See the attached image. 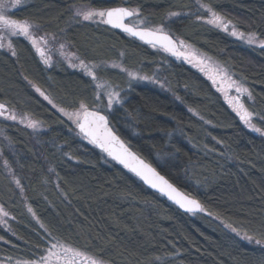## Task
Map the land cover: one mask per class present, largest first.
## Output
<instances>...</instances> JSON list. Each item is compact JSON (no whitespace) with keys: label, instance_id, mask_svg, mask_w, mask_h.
I'll list each match as a JSON object with an SVG mask.
<instances>
[{"label":"trees","instance_id":"obj_1","mask_svg":"<svg viewBox=\"0 0 264 264\" xmlns=\"http://www.w3.org/2000/svg\"><path fill=\"white\" fill-rule=\"evenodd\" d=\"M80 2L129 6L138 13L132 23L194 43L247 85L251 108L264 117V48L244 45L197 18L201 2L264 38V0L29 1L13 14L31 19L85 60L122 59L146 71L159 64L168 88L132 83L122 104L106 110L89 76L63 61L48 68L29 40L17 37L15 50L0 52V101L42 125H0V204L8 213L0 220V261L35 260L61 242L109 264H264V243L244 239L220 221L261 239L264 135L247 128L196 68L172 58L159 61L149 45L106 23L81 22L73 11ZM116 73L109 79L123 87ZM36 88L64 109L83 102L104 111L121 137L198 198L204 211H183L147 187Z\"/></svg>","mask_w":264,"mask_h":264},{"label":"rangeland","instance_id":"obj_2","mask_svg":"<svg viewBox=\"0 0 264 264\" xmlns=\"http://www.w3.org/2000/svg\"><path fill=\"white\" fill-rule=\"evenodd\" d=\"M29 1H31V0H20V3L16 4L15 0H0V2H3L7 5V7L4 9V11H5V14L8 16V18H10L12 20H16V21H21V22L27 21L29 24L32 25V28L30 29V31H32L36 37L43 36L47 39L46 44L43 43V41H41L39 44V47L43 48V50H44L43 56L37 50V47L32 45L33 51L38 53V56L44 61V63H45V60H47V63H45L47 65V67L48 68L51 67L52 64H54L57 61H63L70 69L81 71L85 75L89 76L92 79L93 83L95 84V87L97 90L96 95H97L98 99L100 101H102V103L99 102V104L104 106L106 110H112L115 107L120 106L122 104L123 100L127 96V92L130 89L132 83L152 84V85H156V86H159L161 88H164V89L168 88L166 86V84L164 83V81H162V77H161L162 76V74H161L162 73V66L159 64L157 66H152L151 71H146V70H142L138 67L135 69L134 67H131L130 65L127 66L123 63L122 59L112 60V61H104V62L88 61V60H85L83 57H81L74 49H72L65 41H62L59 37H56L55 35L43 33L41 31H39L36 23H33L32 21H29L27 19H22V18L16 17L13 14V12L18 7H22L23 5H25ZM205 5L206 4L199 2V5L197 6L198 7L197 18L209 26L223 30L222 28L217 27L214 24L208 23V20L210 19V14L208 13L207 8L204 7ZM77 10H106V9L95 7V6H92L90 4L80 2V3H76L73 6V11L75 13ZM212 10L214 12H216L219 16L223 17L225 20L231 22V24L229 25V30L228 31L223 30V31L226 32L227 34H229L230 36H232L233 38L239 40L244 45L252 46V47H260V42H264V38H261L256 32H253L251 30L242 29L238 25L237 21L234 18H231L230 16H227V15L222 14L220 12H217L214 9H212ZM77 17H78V19L81 20V22L86 21L82 18V16H77ZM87 22L93 23V24H104V22L102 21V19L100 17H94L93 20H88ZM233 25L235 26V31L237 33H243L245 37H247L249 34L254 33L256 38H257V42L249 44L247 42V39H242L239 35H236V36L232 35L231 33L233 30V28H232ZM0 36L4 37V39H3L4 47L0 48V52L1 51L12 52L13 50H15V43H14L15 38L23 37V36H9L7 31H5L3 29H0ZM9 40H11L12 48L8 47ZM177 41H178L177 51L182 53L179 56L173 55L171 52L165 51L163 47H159V46H155V45H149L150 46L149 50H151L154 54H156L159 57L158 58L159 61L161 60L162 62L165 63V60H167L168 58H172L176 61H181V62L187 63L188 65H190V66L196 68L197 70H199L200 72H202L212 82L214 87L221 93V95L223 96L226 103L230 106V108L237 114V112L233 109L232 105L228 102L229 98H233L237 95L235 87L231 86V81H235L237 84L242 85L244 88L248 89V91H249V88L247 87V85L245 83H243L239 78L235 77V75L229 70L228 67H226L225 65L220 63L214 57L207 54L204 50L200 49L194 43L186 41V40L181 39V38L177 39ZM181 41L183 42L182 45L179 43ZM81 61H83V65H81ZM113 70L117 72L114 75L115 79L124 80L126 82V84H124L123 87H120L119 84H115L111 79H109V77H110L109 75H113V74H111V71H113ZM220 70H223V71H220ZM89 73H94L96 79H93V76L90 75ZM130 74H132V75H130ZM97 85H104V87L98 88ZM37 89L38 88H36V90ZM38 92L40 95H41V92L44 94V95H41L43 98H45V96H47L48 99H46V100L51 101V104L55 108H57L59 111H60V109H64V108L58 106L56 103H54L51 100V98L45 92H43L41 89H39ZM109 92L118 93L119 94V101H120L119 103H113V105L110 108L108 107V93ZM240 99H241V102L244 104V106L248 109V111L253 113V119H252L251 123L253 125H255L256 128H259V129H261L262 132H264V120H262L261 117L258 114H256L250 106L252 96H251V98H249L247 95H243V96H241ZM64 110L69 112V113H73V112L80 111V108H77L74 110H67V109H64ZM2 111H3L4 115L0 116V125H1L2 120L15 121V122H18L24 126H28V127H30L29 126L30 122H34L35 127H30V128H32L33 130L42 129V125L38 121L33 119L29 114L21 113V112L15 110V109H12V108H9L8 111H5V110H2ZM13 114L16 116L15 120L6 118L9 115H13ZM238 117L240 118L239 115H238ZM70 121L74 125H76V123H74L73 120H70ZM242 122L244 123L243 120H242ZM245 125L247 128L254 131L247 124H245ZM254 132H256V131H254ZM257 133L261 134V132H257ZM1 137H2V130L0 127V139H1ZM1 151L2 150L0 148V155H1ZM0 209H2L3 212H6L1 204H0ZM3 212H0V220H2V221H4L8 217V215L4 216ZM220 221L228 229H230L232 231H233V229H235L230 224L226 223L225 221H222V220H220ZM234 232L237 233L242 238H244L243 234H246L245 232H243L241 230H237V229ZM248 236H250V235H248ZM254 240H256V239L253 237V241ZM53 243H57V242H53ZM53 243H51V244H53ZM59 243H61V242H59ZM50 246H49V248H50ZM67 246H69V245H67ZM70 247H72V246H70ZM72 248H74V247H72ZM46 254H47V252H45L44 255H46ZM88 256L95 258V257L90 256V255H88ZM95 259L98 261H102V264H109L106 261H103L102 259H98V258H95ZM35 260H37V259H35ZM35 260L6 259V260L0 261V264H25V262H31V261H35ZM54 264H55V262H54ZM61 264H62V262H61Z\"/></svg>","mask_w":264,"mask_h":264},{"label":"snow or ice","instance_id":"obj_3","mask_svg":"<svg viewBox=\"0 0 264 264\" xmlns=\"http://www.w3.org/2000/svg\"><path fill=\"white\" fill-rule=\"evenodd\" d=\"M16 4L20 3V0H15ZM7 5L3 2H0V29L7 31L9 36H23L25 39L29 40L33 46L37 47V50L40 54L44 55L43 48L39 47L41 41L47 43V39L43 36L36 37L30 29L32 25L27 21H16L8 18L5 14L4 9ZM208 13L210 14V19L208 23L214 24L217 27L222 28L224 31L229 30L230 21L225 20L223 17L219 16L216 12L212 10L211 7L205 5ZM77 16H82L86 21L93 20L94 17H100L102 21L106 24L112 25L116 28H122L123 31L133 35L138 36L140 39H145V37H151L148 42L154 43L158 42L164 48L165 51L171 52L173 55H181L182 53L178 52L176 49V42L168 35H163L162 30L154 32L147 29H137L131 24H126L125 20L137 15L136 10H130L128 8H111L106 10H77L75 13ZM232 35H239L242 39H247L249 44L257 42L255 34H249L247 37L243 33H237L235 31V26H232ZM3 36H0V48L4 47ZM181 45L183 42H179ZM8 47L12 48L11 40L8 42ZM260 47L264 48V42H260ZM15 54V52H13ZM47 63V60H45ZM83 65V61H81ZM223 71V70H220ZM93 76V79H96L94 73H89ZM132 75V74H130ZM211 78V77H210ZM215 82V81H214ZM231 86L235 87L237 95L233 98H229V103L232 105L233 109L240 116L241 120L244 121L250 128L256 132H261L264 135V132L261 129L256 128L255 125L251 123L253 119V113L248 111V109L241 102V96L247 95L251 98V93L248 89L244 88L242 85L237 84L235 81H231ZM98 88L104 87V85H97ZM39 91V89H37ZM41 95H44L41 92ZM45 99H48L45 96ZM98 99V97H97ZM51 103V101H49ZM119 94L115 92L108 93V107L110 108L113 103H119ZM4 105L0 104V116L4 115L2 109ZM68 117L69 120H73L76 123L77 127L80 129V132L85 135L86 138H90V142L101 148L103 151L107 152L109 156H112L113 159L117 160L119 163L123 164L125 167L129 168L137 176L141 177L144 181L151 185L153 188H157L161 193H164L177 203L182 209H185L187 212L195 214L197 212H203L204 208L195 198H190L187 194L180 192L172 184H170L163 176H160L154 168L149 164H146L143 160L139 159L135 153L130 152L120 141L119 137L115 136L111 129L108 127L107 117L101 115L99 111H89L88 107L80 102V111L69 113L64 109H60ZM7 119L15 120L16 116L9 115ZM264 120V117H261ZM30 127H35L34 122L29 123ZM113 145L118 146L119 150H116ZM7 164V161H5ZM19 184V181H17ZM31 211V209H29ZM0 212H3L0 209ZM4 216H7V212H3ZM236 231V229H233ZM261 239H257L255 243H264V232L259 233ZM244 238L253 241V237L243 234ZM0 239H3L0 237ZM47 254L39 257L35 261L25 262V264H102V261H98L95 258L89 257L86 253L81 250L72 248L62 243H53L50 248L46 250Z\"/></svg>","mask_w":264,"mask_h":264},{"label":"water","instance_id":"obj_4","mask_svg":"<svg viewBox=\"0 0 264 264\" xmlns=\"http://www.w3.org/2000/svg\"><path fill=\"white\" fill-rule=\"evenodd\" d=\"M111 8H128V9H130V10H133L131 7H129V6H126V5H116V6H111V7H109V8H107V9H111ZM132 17H130V18H128V19H126L125 20V23L126 24H131V26H134V27H136L137 29H147V30H151V31H154V32H158V31H160L161 29H157V28H153V27H149V26H142V25H136V24H134V23H132L131 21H130V19H131ZM107 25H109V24H107ZM110 27H112V28H114V29H117V30H119V31H121V32H123V33H125V34H127V35H129V36H131L132 38H134V39H136V40H138V41H140V42H142V43H144V44H147V45H155V46H159V47H162L161 46V44L160 43H158V42H154V43H149L148 41L150 40V39H152L151 37H145V39H140L138 36H133V35H131V34H129V33H127V32H125V31H123V29L122 28H116V27H113L112 25H109ZM161 34H163V35H168V36H170L171 38H172V40L173 41H175L176 42V49H177V47H178V41H177V38L175 37V35H173L171 32H169V31H166V30H162V33ZM0 104H2V105H4V108L2 109V110H5V111H8L9 110V106L6 104V103H4V102H2V101H0ZM88 109H89V111H99L100 112V114L101 115H104V116H106L107 117V120H108V127L111 129V131L113 132V134L115 135V136H117V137H119V139H120V141H122L123 142V144H124V146L130 151V152H132V153H135V155L139 158V159H141V160H143L146 164H149L152 168H154L155 170H156V172H158L159 173V175L160 176H163L170 184H172L176 189H178L180 192H182V193H185V194H187L190 198H195V199H197V200H199L198 198H196V197H194V196H192V195H190V194H188L186 191H184L182 188H180L178 185H176L169 177H167L164 173H162L156 166H154L152 163H150L147 159H145L143 156H141L127 141H125V139H123L122 137H121V135L116 131V129L113 127V125L111 124V122H110V119H109V116L104 112V111H101V110H99V109H95V108H90V107H88ZM79 129V128H78ZM79 131H80V129H79ZM82 135L85 137V135L82 133ZM89 141H90V138H87ZM95 145V144H94ZM96 146V145H95ZM96 147H98V146H96ZM113 147H115L116 148V150H119L118 149V146H115V145H113ZM99 148V147H98ZM101 151H103L101 148H99ZM106 155H108L107 154V152H105V151H103ZM109 156V155H108ZM111 159H113V157L112 156H109ZM113 160H115V159H113ZM116 162H118L117 160H115ZM119 163V162H118ZM120 165H122V166H124L123 164H121V163H119ZM125 167V166H124ZM126 169H128L130 172H132L129 168H127V167H125ZM134 175H136L134 172H132ZM137 176V175H136ZM139 179H141L142 181H143V183L147 186V187H149L150 189H152V190H154V191H156V192H158V193H160V194H162L164 197H166V198H168L169 199V197L167 196V195H165L164 193H161L157 188H153V187H151V185L150 184H148L146 181H144L141 177H139V176H137ZM171 202H173L174 204H176L179 208H181L177 203H175V201L174 200H172V199H169ZM199 202L201 203V201L199 200ZM201 205H202V203H201ZM203 206V205H202ZM182 209V208H181ZM183 211H186L185 209H182ZM187 212V211H186ZM198 213V212H197Z\"/></svg>","mask_w":264,"mask_h":264},{"label":"flooded vegetation","instance_id":"obj_5","mask_svg":"<svg viewBox=\"0 0 264 264\" xmlns=\"http://www.w3.org/2000/svg\"><path fill=\"white\" fill-rule=\"evenodd\" d=\"M21 7H18L16 10L20 9ZM17 17V16H16ZM20 18V17H19ZM22 19H27L29 21H32L31 19H28V18H22ZM33 22V21H32ZM34 23V22H33ZM47 34V33H46Z\"/></svg>","mask_w":264,"mask_h":264}]
</instances>
